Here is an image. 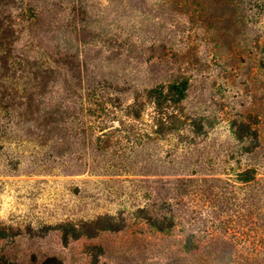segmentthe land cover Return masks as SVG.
<instances>
[{
  "label": "rangeland",
  "instance_id": "rangeland-1",
  "mask_svg": "<svg viewBox=\"0 0 264 264\" xmlns=\"http://www.w3.org/2000/svg\"><path fill=\"white\" fill-rule=\"evenodd\" d=\"M182 1L38 3L50 16L0 59V264H264V201L236 182L247 167L264 179V6L222 38L220 9ZM55 47L82 80L49 94ZM177 76L186 97L159 121L148 91ZM58 101L73 116L50 133ZM240 120L257 131L249 155Z\"/></svg>",
  "mask_w": 264,
  "mask_h": 264
},
{
  "label": "trees",
  "instance_id": "trees-1",
  "mask_svg": "<svg viewBox=\"0 0 264 264\" xmlns=\"http://www.w3.org/2000/svg\"><path fill=\"white\" fill-rule=\"evenodd\" d=\"M45 1L48 0H28L27 4L29 6L27 9H24V6L27 5L25 0H0V59H6L16 49L15 44L19 41L22 30L31 33L36 28L38 30L41 23L44 24L46 20L45 13L50 16L51 12L49 9H40V11L38 3L41 4ZM188 2V0L182 1L183 4H188ZM196 4L199 6L196 12L201 14H204L209 8L221 10L220 17L215 21L218 24L225 25L221 29H217V24L212 26V29L217 37H219L218 33L222 31V38L232 36L229 27L230 23L231 27H235L236 35H245L247 33L246 28L250 25L248 24L250 18L256 17L259 19L261 17L260 14H255L252 10L257 6H264V2L256 5V3L252 4L251 1L246 2L244 0H198ZM262 12H264V8ZM206 14L207 12H205ZM262 33L263 31L260 32V34ZM260 34L257 35V38L263 36ZM260 54H264V51H260ZM261 61L262 59L259 63L260 69L264 68ZM44 62L41 75L43 86L47 88L46 90L49 94L54 91V83L62 75L70 74L73 79L82 80L79 57L71 51L60 50L59 47H55L54 53L45 54ZM164 87L163 84H159L156 88L148 91V97L154 105L155 118H158L159 121L172 118L174 111H170V108L185 99L189 87V77L177 76L168 82L166 91ZM61 104L62 101H58L49 106L50 110L47 112L46 125L49 127L48 131L50 133L60 131L61 121L73 116L67 107ZM234 135L236 140L241 144L243 151L248 155L251 154L254 148L252 145L254 141H257V131L253 128L252 124L240 120L236 127H234ZM257 175L256 168L247 167L237 174L236 182L241 184V186L251 188V197L253 199L264 201V179H257ZM143 218L155 230L162 231L161 223L156 216L146 214ZM75 236H78V234Z\"/></svg>",
  "mask_w": 264,
  "mask_h": 264
}]
</instances>
